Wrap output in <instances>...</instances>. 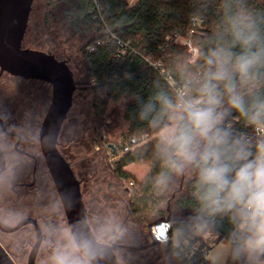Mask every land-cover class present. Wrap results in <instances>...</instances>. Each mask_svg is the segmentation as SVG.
Wrapping results in <instances>:
<instances>
[{
    "label": "trees",
    "instance_id": "obj_1",
    "mask_svg": "<svg viewBox=\"0 0 264 264\" xmlns=\"http://www.w3.org/2000/svg\"><path fill=\"white\" fill-rule=\"evenodd\" d=\"M56 1L66 4L63 18L69 24L73 36L86 38L81 47L80 71L83 76L75 82L86 84L94 91L95 114L105 118L110 100L118 99L124 93L134 95L124 110L128 127L122 133V141L120 144H109L103 150L117 181L108 182L106 188H97L101 196L100 200L94 201L93 209L99 216L106 217V223L113 227L109 233L122 238L123 244L130 242L141 245L142 240L147 243L146 239H151L150 215L161 217L170 213L164 204L171 194L170 199L174 201L175 208L181 211L178 217L169 216L173 222L171 233L179 240V244L175 241L157 244L170 246L179 264H208L206 249L209 237L217 236L219 240L228 241L232 225L226 216L205 218L200 234L190 241L186 240V235L193 229V217L199 208L195 174L190 177L189 174H169L166 185L157 184L162 166L154 154L155 133L146 121L138 118V113L141 102L156 90L162 88L172 94L176 87L184 84L186 73L198 76L206 70L203 54L208 48L217 43L227 45L231 42L230 36L226 34L220 40L226 27V15L237 11L251 13L264 33V0H135L132 3L129 0H97L107 26L100 18L93 17L91 9L95 0H49L51 8H54ZM176 35L192 40L199 50L196 60H192L188 46L177 41ZM99 39L101 44H96ZM93 44L96 47L91 50L89 46ZM41 45L43 50L67 62L72 58L67 50L70 48H64V51L63 48L54 49V43L49 46L47 42H42ZM233 50L238 52L240 49L236 47ZM253 89L264 94V75L254 85L244 86L245 92ZM229 121L236 132L251 129L238 113L233 112ZM145 134H148L147 139L141 140L133 150L123 152V147L131 137L142 138ZM90 136L95 147L105 143V135L99 127L93 128ZM136 162H146L150 167L149 174L138 184L126 169V166ZM131 181L134 182L133 187L127 184ZM132 189L134 192L129 197ZM89 215L87 208L88 218ZM47 217L50 220L49 214ZM51 224H46L47 229L52 228ZM122 234L125 239L120 236ZM118 249H126L133 257L144 252V249ZM50 256L51 253L44 264H50ZM231 261L229 257L227 264Z\"/></svg>",
    "mask_w": 264,
    "mask_h": 264
},
{
    "label": "clouds",
    "instance_id": "obj_2",
    "mask_svg": "<svg viewBox=\"0 0 264 264\" xmlns=\"http://www.w3.org/2000/svg\"><path fill=\"white\" fill-rule=\"evenodd\" d=\"M225 25L220 40L226 34L231 42L208 48L206 70L186 73L172 94L156 90L141 102L138 118L155 133L154 154L162 166L157 184L166 185L169 174H195V233L205 218L226 216L231 223L213 264L228 257L234 264H264V94L244 91L264 75V33L255 16L243 11L226 15ZM233 112L254 135L233 129ZM53 231L66 242L53 247L50 264H94L100 255V237L86 227L70 226L66 238L64 230Z\"/></svg>",
    "mask_w": 264,
    "mask_h": 264
},
{
    "label": "rangeland",
    "instance_id": "obj_3",
    "mask_svg": "<svg viewBox=\"0 0 264 264\" xmlns=\"http://www.w3.org/2000/svg\"><path fill=\"white\" fill-rule=\"evenodd\" d=\"M134 1L129 0L130 3ZM48 2L49 0H36L34 3L35 10L31 22V31L34 32L32 43L35 44L31 45V47L42 49L43 46L41 43L47 42L49 46L50 43H54V49L62 50V48H70L67 50L72 58L68 63L74 72L75 81L77 82L83 76V72L80 71L81 47L86 41V38L82 39L80 36H73L69 24L63 18L66 8V4L63 1H58V3L56 1L57 4L55 3L54 8H51ZM94 98L92 88L87 87L86 84L76 83L73 105L59 135V149L69 160L77 177L81 180L83 198L88 208V215L90 214L88 220L96 235H99L100 241L110 242V240H113V242L124 243L121 241L122 238H118L116 234L109 233V230L113 229V227L106 223V217H101L96 214L92 205L95 203L94 201L100 200L101 195L97 190L98 187L103 186L106 188L108 182L115 183L117 181V177L114 175L112 168H110V161L103 154V150L109 144H120L122 141V133L128 127V122L124 118V110L127 104L134 99V95L124 93L118 99L110 100L106 109L105 118H100L95 114ZM50 102L51 100L46 104L35 102L42 109L38 116V122L41 123L43 121ZM95 127H99L103 135H105V143H101L99 147H95L90 136L92 135V129ZM126 169L134 176V181L137 184L142 182L150 172V167L146 162L132 163L126 166ZM192 174L189 173V177ZM46 179L50 185L51 206L49 208V216L52 228H50L51 230L47 229V225H44L47 239L40 249L37 264L46 263V257L52 253L53 247L66 242V239H61L58 232H54L53 229L64 230L63 236L65 238L69 235L65 212L57 195L53 180L49 174L46 176ZM127 184L130 187L134 186V183L131 184V182ZM133 192L134 189L130 191L129 197ZM170 198L171 194L165 200L164 205L170 211L165 216L169 217L173 215V217H178L181 211L175 208L174 201ZM158 217L157 214H151L149 222L151 223ZM34 235L35 240L36 233ZM120 236L125 239L123 234ZM126 240L128 239L126 238ZM190 240L188 239L187 241ZM143 242L142 240L141 245H149L152 243V239H146L147 243ZM208 242L209 247H211L208 260L209 264H213L214 257L224 248L228 241L224 239L219 240L217 236H213L209 237ZM125 243L131 244L130 242ZM175 243L179 244V240L175 239ZM31 248L32 244L25 250L26 255L18 261V264H27ZM145 249L144 252L136 254L134 257L126 249H118L117 256L121 264H179L176 255L167 244H157L152 248ZM228 259L229 257L226 258L224 264H227ZM230 264H234V262L231 261Z\"/></svg>",
    "mask_w": 264,
    "mask_h": 264
},
{
    "label": "water",
    "instance_id": "obj_4",
    "mask_svg": "<svg viewBox=\"0 0 264 264\" xmlns=\"http://www.w3.org/2000/svg\"><path fill=\"white\" fill-rule=\"evenodd\" d=\"M33 3L34 0H0V69L1 72L6 71L25 79H39L51 85V102L39 132L41 149L62 202L68 227L75 226L77 231L86 227L89 234L97 236L88 220L81 180L58 146L61 129L73 105L76 89L74 72L65 59H60L54 53L23 47ZM0 161L1 173L4 169L1 149ZM160 220H170V217L161 216L149 223L152 239L149 245L100 241L101 252L94 264H121L117 256L118 248L145 249L155 245L157 241L153 238L152 226ZM28 223L35 224L37 239L29 253L27 264H35L43 239V232L37 219L24 218L14 226L0 221V228L10 232ZM0 264H15L1 242Z\"/></svg>",
    "mask_w": 264,
    "mask_h": 264
},
{
    "label": "flooded vegetation",
    "instance_id": "obj_5",
    "mask_svg": "<svg viewBox=\"0 0 264 264\" xmlns=\"http://www.w3.org/2000/svg\"><path fill=\"white\" fill-rule=\"evenodd\" d=\"M32 13L33 7L23 47L35 48L31 47L35 44L32 43L34 32L30 27ZM51 98L52 87L49 83L39 79H25L6 71L1 72L0 69V149L4 156V169L0 173V221L14 226L24 218L37 219L43 239L36 260L47 239L44 225L51 222L47 217L50 213L51 194L46 179L50 172L39 136L42 122H38V116L42 109L35 102L46 104ZM34 233V223L10 232L0 228V242L15 264L25 257V250L30 244L33 247L37 239L36 234L34 240Z\"/></svg>",
    "mask_w": 264,
    "mask_h": 264
},
{
    "label": "built area",
    "instance_id": "obj_6",
    "mask_svg": "<svg viewBox=\"0 0 264 264\" xmlns=\"http://www.w3.org/2000/svg\"><path fill=\"white\" fill-rule=\"evenodd\" d=\"M91 12L93 13L94 18H100L104 24L107 26L108 24L106 23L104 17L102 16L101 13V5L100 3L95 0L93 8L91 9ZM176 40L184 43L185 45L188 46L189 52L192 54V60H196L198 57L199 50L198 48L193 44L192 40L190 38L186 37H181L180 35H176ZM96 44H101V40H97ZM96 44L90 45L89 48L93 50L96 47ZM119 52L123 53L124 50H119ZM171 84H175L172 79H170ZM180 87V86H179ZM178 88V87H176ZM243 133H247L248 135H254V132L252 129L246 130ZM148 138V134H145L142 136V138L138 137H131L129 142L123 147V152L127 153L131 150L134 149V147L140 143L141 140H145ZM134 182L131 181V184ZM202 227V226H201ZM173 229V222L171 220H160L159 222L153 224L152 226V235L153 238L157 241V243H169L170 241H175L174 235L171 233ZM201 232V231H200ZM199 232V234H200ZM196 233L194 231V228L192 231H190L186 235V240L188 239H194ZM211 250V247L208 246L206 249V252L209 254ZM209 264V263H208Z\"/></svg>",
    "mask_w": 264,
    "mask_h": 264
},
{
    "label": "crops",
    "instance_id": "obj_7",
    "mask_svg": "<svg viewBox=\"0 0 264 264\" xmlns=\"http://www.w3.org/2000/svg\"><path fill=\"white\" fill-rule=\"evenodd\" d=\"M129 165H130V164H129ZM129 165H128V166H129Z\"/></svg>",
    "mask_w": 264,
    "mask_h": 264
}]
</instances>
